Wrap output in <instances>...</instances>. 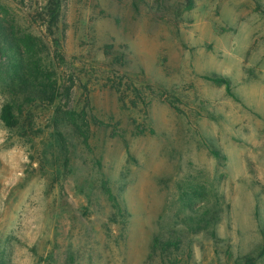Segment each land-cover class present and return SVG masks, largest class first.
<instances>
[{
  "label": "rangeland",
  "instance_id": "obj_1",
  "mask_svg": "<svg viewBox=\"0 0 264 264\" xmlns=\"http://www.w3.org/2000/svg\"><path fill=\"white\" fill-rule=\"evenodd\" d=\"M48 1L0 4L44 36ZM58 29L89 138L0 116V263L264 264V0H61Z\"/></svg>",
  "mask_w": 264,
  "mask_h": 264
},
{
  "label": "trees",
  "instance_id": "obj_2",
  "mask_svg": "<svg viewBox=\"0 0 264 264\" xmlns=\"http://www.w3.org/2000/svg\"><path fill=\"white\" fill-rule=\"evenodd\" d=\"M60 17L61 0H49L42 12L33 17L44 21L46 35H36L18 25L0 4V84L6 94L0 116L7 128L14 129L23 119L26 124H31L34 110L41 105L54 110L58 124L70 125L75 132L88 139L90 125L85 110L78 112L70 106L75 80L73 77L64 78L58 72V66L66 64L63 44L57 36ZM227 88L233 96L230 87ZM214 155L220 158L217 152ZM115 207L118 212L121 211L118 204L115 203ZM171 248L178 250V239L156 238L154 241V249L162 254ZM260 255H264V244ZM245 262L256 264L250 257H246Z\"/></svg>",
  "mask_w": 264,
  "mask_h": 264
}]
</instances>
